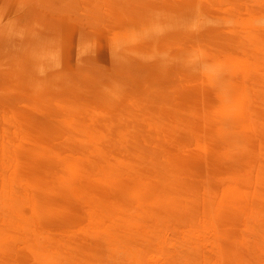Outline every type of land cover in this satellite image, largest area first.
Instances as JSON below:
<instances>
[{
	"label": "bare ground",
	"instance_id": "6f19581e",
	"mask_svg": "<svg viewBox=\"0 0 264 264\" xmlns=\"http://www.w3.org/2000/svg\"><path fill=\"white\" fill-rule=\"evenodd\" d=\"M214 1L0 0V264H264L263 24L207 31L258 66L245 59L240 83L255 126L230 139L260 145L246 189L189 146L198 95L222 74L187 82L208 60L183 44ZM97 172L111 177L98 189Z\"/></svg>",
	"mask_w": 264,
	"mask_h": 264
},
{
	"label": "rangeland",
	"instance_id": "374dc122",
	"mask_svg": "<svg viewBox=\"0 0 264 264\" xmlns=\"http://www.w3.org/2000/svg\"><path fill=\"white\" fill-rule=\"evenodd\" d=\"M181 1L183 2V0ZM198 1L199 0H189L190 2L189 5L194 6L195 2ZM223 1L225 2H223L221 6H217L218 1H214L213 4L215 6L207 8L208 10L207 12L211 17L207 18V21L205 23L206 25L205 28L202 30L201 34L198 37L190 39L189 41H186L185 44H183V47L186 48L185 59L193 55L195 56L198 55L200 57H205L208 60L207 66L203 68H200L195 71H186L185 73L181 72V75L184 76V78H187V82L193 80L191 84H196L202 79L203 80L202 86L205 87L208 84V82L206 81V77L204 73L214 69L213 68L214 63H219L218 67L220 69V73L222 74L221 83L218 86L217 88L218 90L216 93L211 92L209 98L203 97L207 95L204 91L202 92L201 95H198L200 97V101L197 106V111L199 112V114L197 116V119L194 121L195 126L193 127L192 132L188 138L191 139V145L189 146L196 153V156H198V161L200 164L205 160L207 162L211 161L219 166V167L217 166L214 169L222 167L224 173L221 175V178H219V180L225 183L228 182V186H229L230 184L229 179L231 178L233 180H236L237 185L241 187L242 190H245L247 187L245 183V181L247 180V168H249V165H251L253 158L255 159L256 156L258 155L260 150V145L258 144L257 140H253L248 136L246 138H238L233 141H231L230 139L233 134H239V135L244 133L246 135L249 134L247 132L248 129L251 126L252 127L255 126L254 119L252 117L248 118L246 115H244L241 112L245 108L246 99H245V95L240 92L242 90V86L240 85V83L243 80L242 75L245 72L244 70L246 66L245 59L249 60L248 69L256 71L258 66L254 62L252 53L244 54V51L241 48H239L236 44L227 45V48H225L222 52L215 51L216 48L215 34H210V32L207 31H211L210 28L217 29L218 27H220L224 29L226 27H232L234 29L238 28L237 31L242 32L241 31L242 29L250 28L249 26L252 25H260V24L264 25L263 20H259V19L257 20L254 18V16L264 11V3H260V5L255 6L257 1L254 0L247 2H243V0H223ZM193 6L189 7L185 12L188 13L193 12V10H195ZM31 21H32L31 19H26L25 23H23L22 26L26 27V23H30ZM55 21L58 23L60 21V18L58 16L55 17L52 20V22L55 23ZM30 26L31 25L29 24L27 27ZM58 27H60L59 34L62 35L64 33V28L62 25H58ZM183 28L185 30L187 29L186 27ZM222 29L220 30L218 29V30L222 31ZM243 34L247 36V34L245 33ZM43 35L49 36L51 35V33L45 32ZM239 35L241 34L239 33ZM241 37H243V35H241ZM61 39H63V37L62 38L59 37L60 41ZM182 40L184 41L185 39ZM165 67L166 65H164V68ZM164 68L161 71V73L164 72ZM180 70L183 71L182 68ZM60 73L64 74L66 73V71ZM228 87L230 88V92H228L227 98L222 99V95H223L222 93L226 89H228ZM225 112H237L240 114L236 115L234 119H230L226 121V119L222 117V115H225ZM32 113L33 115L37 114L36 117H38V122L43 121V119H40L41 117L39 116V114L42 113L39 110H34L32 111ZM217 115H218V119L216 120L214 119V117H217ZM62 118L63 116H61V119ZM45 125L48 126V123H46ZM53 127L57 129L58 124L57 125L53 124ZM47 129L48 128L43 127V130H47ZM251 149L255 153L254 157H253L254 153L253 154L251 153ZM240 156L242 157L241 158L242 160L239 161V163H237V165L233 167V169L229 168L226 165L228 163L233 162L235 159H237V157ZM30 160H32L31 157L28 159V161ZM221 162H228V163L226 164L223 163L221 165ZM105 173L106 172H102L101 175L99 172H97L93 176L94 178L93 182L95 183L94 188L98 189L101 186V184H103L104 182H108V180H111V177H106ZM216 184H217V190H216L217 193L220 191L221 187H219L217 182ZM87 188L88 187L86 185V189ZM112 188L113 187H111V189ZM108 191L110 190L107 189L106 192ZM113 194L117 195V190L116 191L114 190ZM116 205L118 209L119 204L116 203ZM112 221L113 220L109 221L110 224L112 223ZM254 239L255 238H253L252 241H254ZM254 250H256V246L252 248V252L250 251V249H248L246 250V253L253 256L252 253ZM169 253L171 254V252Z\"/></svg>",
	"mask_w": 264,
	"mask_h": 264
}]
</instances>
